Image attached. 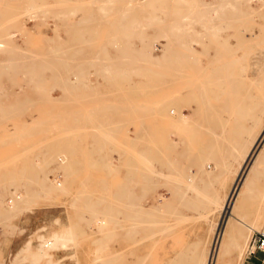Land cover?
I'll return each instance as SVG.
<instances>
[{"label": "rangeland", "instance_id": "1", "mask_svg": "<svg viewBox=\"0 0 264 264\" xmlns=\"http://www.w3.org/2000/svg\"><path fill=\"white\" fill-rule=\"evenodd\" d=\"M41 5L49 8L50 12L60 11L64 6L67 10L78 11L76 15L63 16L60 19L69 21L71 24H79L82 29L84 28L70 34L74 37L72 42L71 39L64 40L67 45L73 44L72 50L79 52L76 56L77 62L60 66L61 70L56 67L58 72L46 69L45 65L39 63L51 50L55 49V43L51 41V38L54 37L56 28L55 19L52 16H47L48 25L43 22L36 24L34 19L29 18L33 8ZM102 5H111V10L106 17L99 16L98 9ZM184 14L185 7L175 3V0H0V38L2 35L13 33L16 43V48L13 50L14 58L19 57L20 62L15 65L14 72L8 70L5 76H3L4 73H0V91L7 93L5 96L0 95V109L3 108L0 111V264H108L111 256H115L118 264H142L143 262L144 264H168L169 259L171 264H190L192 261H195V264H201L203 262L207 250L210 249L207 247L210 226L217 217V209L211 213L212 215H206L199 214L188 205L183 206V209L182 206L179 207L176 192L181 184L179 180L172 178H178L179 174L195 172L193 167V156L197 148L194 144L195 137L198 136L197 139L202 141L213 139V136L204 129L205 126L207 127V122H203L204 130L201 129L202 131L198 134L184 133L190 144L186 151L174 150L177 154H173L175 160L172 156H167L173 150L168 151L169 154L165 153L166 158H162L157 166L165 172H170L171 181L166 185L163 181L159 184L155 181L148 193V198L153 196V205L159 208L160 204L158 214L163 210V213L166 212L167 208L164 206L170 202L176 206L179 215L180 212L183 213L184 220L175 226V228L180 227L174 228L172 235L170 237L167 235V238L160 232L159 227H156L157 230L152 229L148 236L150 240L147 241L151 245L144 244L146 242L144 241L141 246L144 250L137 249V251L136 248L130 249L126 241H123L124 232L120 228L123 226L121 204L124 202L121 191L124 177L122 151L130 147L127 146L130 141L137 145L136 138L140 133L139 130L141 131L140 125L144 122L148 123V119L153 118L148 111L154 101L151 99H154L156 84L154 87L153 83H156L154 78L158 67L153 68V58L148 57L161 56L162 50L166 49L171 26ZM120 18H126L124 30H119ZM81 21L84 23L80 24ZM18 23L27 25L28 35L20 31L16 32ZM41 23L44 25L42 26ZM59 25L62 27L59 28V32L64 35V27L61 23L57 24ZM126 34L130 35V38L124 37ZM113 37L117 39L115 44L111 40ZM144 45L148 46L143 48ZM6 48L2 54L3 57L0 56V60H4L5 63L8 60ZM62 50L64 49L60 48L59 52ZM112 62L115 65L111 66ZM116 67L130 69L128 75L131 82L127 83L123 75L121 78L119 76V79L115 78L114 82L110 79L111 72L100 73L101 69ZM38 68H45V73ZM63 68L78 69L77 74L67 73L70 78H75V83L63 84V79L61 82H56L53 77L57 74H61V77L67 75ZM32 70L35 72L32 73ZM86 72L89 74L90 82H78V77L85 75ZM32 74L38 75L35 82H33L35 78ZM41 75L44 78H41ZM152 76H154L153 79ZM30 77L33 79L31 80ZM39 78L41 82L37 81ZM151 81L154 82L151 83ZM147 82L151 85H147ZM145 83L146 86H144ZM242 85L239 88L242 89L245 84ZM233 87V91L236 90L235 93L238 90L239 93H244L234 85ZM143 93L145 95H142ZM215 95L217 100L220 98L218 103ZM210 96H214L211 100L216 106L222 104L223 95L220 92ZM146 101L149 105L142 104ZM189 105L193 109L197 108L195 102H190ZM222 113L217 115L226 116L224 112ZM215 123L218 124V120H215L214 126L220 138L222 134ZM136 129L138 133L135 132ZM125 131L129 134L128 136ZM200 133L203 135L201 136ZM227 137L229 134H224L221 136V141L223 138L228 139ZM231 139H238V135L234 134ZM263 139L264 135L246 165L239 171L240 174H237L238 177L235 176L232 181L227 180L226 183L221 175L223 169L219 167L216 174L221 175L220 179L204 184L208 193L217 192L221 197L228 194L227 198L231 194L230 206L237 190L241 191L243 188V179L254 157L263 151L261 150L264 148ZM170 159L171 162H169ZM176 161L180 163L177 162L179 164L176 165ZM257 175L255 191L251 192L248 199L239 206V216L242 220L236 226L239 230L243 229V222L247 223L251 219L262 217L263 223L260 225V230L252 232L245 230L243 242H241L243 234L241 237L234 235V239L241 246L240 258L241 255L244 257L247 254L246 250L252 233L264 234V163L258 167ZM52 181L61 184L58 191L49 189ZM176 181L178 183H175ZM156 186L162 187L160 189ZM259 188L262 190L260 193L257 191ZM219 191L222 193L220 194ZM16 194L20 196L17 197ZM168 198L170 199L166 200ZM11 201L16 202L17 205L10 206ZM200 211L205 212L203 209ZM228 211L226 209L223 215L222 225L229 216ZM221 215V213L218 215V223ZM99 217L105 218L104 220L113 219L109 223L113 228L111 225L95 228L92 221ZM192 219L198 221L194 223ZM169 220L172 222L176 219L172 217ZM185 220L189 222L186 223ZM199 229L201 232L198 231ZM53 234H57V241L55 240L48 247L44 246L50 236H55ZM67 236L71 239H67ZM60 238L65 245H62ZM56 242L59 244L57 245ZM14 246H21L23 250L29 248L33 252H29V255L24 253L15 255L12 254ZM140 251H144L148 256Z\"/></svg>", "mask_w": 264, "mask_h": 264}, {"label": "bare ground", "instance_id": "2", "mask_svg": "<svg viewBox=\"0 0 264 264\" xmlns=\"http://www.w3.org/2000/svg\"><path fill=\"white\" fill-rule=\"evenodd\" d=\"M175 3L185 7V14L171 26V34L169 35L168 33L169 38L167 46L166 49L162 50L161 56L153 57L150 55L148 57L153 58V68H155L154 66L159 68V70L157 68L156 77L154 78L156 83L151 81L154 87L156 84L154 99H151L154 100L153 105L151 103L152 106L150 105L151 107L148 111V113L153 115V118L148 119V123L144 122L140 125V133L137 132L138 127H135L137 128L135 132L138 133V137L136 138L137 145L131 141L130 145L127 142L129 141L128 139L126 142L128 143L127 146L130 147L124 148L122 151L124 177L121 191L123 193L124 202L121 204L123 226H120V228H122L124 232L123 241H126L125 243L130 249L136 248V251L137 249H143L141 246L144 241H146L144 244L149 243L147 242L150 240L148 236H150L152 229L155 228V230H157L156 227L161 229L160 232L163 236L165 235V238H167V235L168 237L172 235L175 226L178 225L181 220H184L185 216L182 215L183 213L181 212L179 215L176 206L171 202L165 204L164 207L167 208L166 212L163 213L164 210L162 209L163 211L161 213L163 214H158L160 204L158 205V208L153 205V196L148 198V193L152 189L151 187L155 184V181L158 184L160 181H163L165 182V185L166 183L169 184L171 181L170 172L163 171L157 166V163L165 157V153L167 154L168 151L173 150L174 152V150H176V152H180L179 150L186 151V149H188L187 147H189L190 141L185 138L186 135L184 133L188 135L198 134L206 129L207 132L213 136V139L202 141V139H197L198 136L195 135L196 143L194 144L197 146V148H195L196 146L194 147L196 152L193 156V167L195 168V172L186 175L179 174L178 178L172 179L179 180L178 182L181 184L179 185V189L175 188L178 190L176 192L178 202H176L179 207L182 206L181 208L183 209V206L185 207L188 205L189 208L191 207L199 214L203 213L206 215L214 213V210L217 209V217L212 221V225L210 226V236L207 245L210 249L207 250L206 255L204 254L205 259L201 264H224V259L229 246L225 243V236H231L230 244L234 246L238 244V241L234 239V235L241 237L245 230H248V232L260 230V225L263 223L262 217L259 219L257 218L258 220L251 219L247 223L243 222V229L239 230L236 226V224L242 220V217L239 216V206L248 199L251 192L255 191V180L258 176L257 169L264 163V148L261 149L263 150L262 152H259L254 157V160L252 161L253 163H250L251 165L243 179V188L241 191L240 189H236L237 192L235 193L230 206L229 202L232 195L229 193L230 195L227 198L228 194L224 193L225 188L223 189L224 192L221 190L225 194L221 197L217 192L209 194L207 187L204 184L219 180L221 175H223L226 183L227 180L232 181L237 174H240L239 171L242 170L244 165H246L247 160H249L253 150L264 135V0H175ZM110 6L111 5H102L98 9L99 11L97 10L99 16L106 17L111 10ZM36 7L30 12L29 18L34 19L36 24L43 22L48 25V22L46 21L47 16H52L55 19L54 23L56 25L54 37H50L51 41L55 43V49L53 51L51 50L45 58H42V60L40 59V65H45L46 69H53L58 72L59 70H57L56 67H59L60 69V66L63 67L76 63V56L79 52L72 50L74 47L73 44L70 43L72 45H67L64 40L71 39L72 42L74 37L70 34L77 32V30H83L84 28L82 29V26L79 24H71L69 21L67 22L60 18L63 16L76 15L78 11L67 10L65 6L62 10L56 12H50V9L46 8L45 5L38 6V10ZM95 16L96 15L94 14V17ZM125 19L126 18H120V20H118V23L121 24L119 30L125 29V23H127ZM43 23H41L42 26L44 25ZM60 23L64 27V35L59 32V28L62 27H60V25L57 26V24ZM82 23H84V21H81L80 24ZM16 26V32L20 31L23 34L28 35L26 24L18 23ZM12 34L13 33H8L5 36L2 35L0 38V56H2L6 47L8 50H6L8 55L6 63L2 59L0 60V73H4L3 76L7 75V72H9L8 70L14 72L15 65L20 63L18 59L19 57L14 58L13 50L16 48V43ZM27 35H25V37ZM124 37L130 38V35L127 36L126 34ZM111 40L113 44L117 41L114 37ZM147 46L148 45H144L143 48ZM60 48H63L64 50L59 52ZM22 64H26V62H22ZM113 65L115 64L112 62L111 66ZM35 70H32L31 72L33 73ZM38 70H43L44 72L45 68H38ZM62 70L66 74L73 72L76 74L78 73V69L63 68ZM100 71V73L111 72L110 79L114 82L115 78L119 79V76L121 78L122 75L127 83L131 82L128 75L130 69H120L116 67L109 69L105 68ZM69 74L65 77H61V74H57L56 77L53 78H55L56 82H61L63 79V84L75 83V78H70L68 76ZM27 76H31V74ZM32 76H34L35 79L33 82H35L38 75L32 74ZM153 77L154 76H152V79ZM41 78L44 77L42 76ZM30 79L32 80L33 77H30ZM37 81H40V78ZM77 81L80 83H85L86 81L90 82L89 74L86 72L85 75L81 77L79 76ZM242 84H245L243 87L245 90L239 88ZM147 85L150 86L151 84L147 82ZM233 85L236 88L241 89L244 93H239V90L235 93L236 90L233 91ZM144 86H146V83ZM216 92H220L223 95V101L220 106H216L211 100L214 96L210 95ZM6 94V91H0V95L5 96ZM145 94L143 93L142 95ZM219 99L220 98H218V100ZM218 100L216 99L217 103ZM190 102H195L197 108L193 109V107L190 106L191 104L189 105ZM142 104H148V102L146 101V103ZM145 108L147 109L148 107L145 105ZM1 109L3 110V108ZM138 110L137 112H139ZM222 112H224V115L226 116H222ZM218 113H222L221 116L217 115ZM144 114L147 115V113ZM214 119L218 120V124H216L217 121L215 124L217 125L220 134H222L221 136L229 134V137H227L228 139L223 138L221 141V136L219 138L216 133ZM203 122H207V127L205 126L204 129H202ZM137 133L135 134L137 135ZM126 134L127 136L129 135L127 132ZM200 134L201 136L203 135L202 133ZM234 134L238 135V139H231ZM54 143L56 144V142ZM173 152L171 151L172 155L170 153V155L167 156L173 157L174 155H177L176 152ZM191 152L190 154H192ZM177 157H179V155ZM64 161H66V159ZM171 161L172 160L170 159L169 162ZM179 161L181 162V159ZM179 161H176V163ZM211 164L213 165L212 169ZM162 167L164 168V166ZM167 167L170 170L169 166ZM219 167H222L223 171L222 174L218 176L216 172ZM178 182L176 181L175 183ZM49 186L50 190L53 188L54 191H58L61 184L52 181V185ZM156 187L161 189L162 186ZM221 187L223 188V186ZM216 188H218V186ZM209 189L210 188H208V190ZM257 191L260 193L262 190L259 188ZM222 192H220V194ZM16 195L17 197L20 196L19 194ZM169 199L170 198L166 200ZM12 202L13 201L10 202V206L14 207L16 202ZM201 209L205 212L200 211ZM226 209L229 210V216L226 217L222 225V218ZM220 213L222 215L218 223V215ZM172 217H175L176 220L171 222L169 219ZM115 218L117 219V217ZM104 219L105 218L102 219L100 217L95 218L92 221L95 228H105L107 225H111L109 223L113 221V219ZM193 220L194 219H192V221ZM196 221L194 220L193 222L195 223ZM188 222L186 221V223ZM115 223L118 225L117 222ZM223 230L226 231L223 232ZM110 231L112 230L110 229ZM198 231H200V229ZM56 235L52 237L50 236L46 243H44V246L48 247L51 245L58 238ZM177 236L176 238H178ZM68 238L69 237L67 236V239ZM69 239H71V237ZM162 241H164V239ZM56 243L57 245L59 244V242ZM68 243H66V245ZM62 245H65V243L63 244V241ZM148 245L150 246L151 244ZM240 247L241 246L237 249L239 252ZM140 252L144 253V251ZM144 255L147 254L144 253ZM242 260L243 256L241 255L240 264L242 263ZM108 264H118V260L115 256H111L110 260H108ZM142 264H144V262ZM168 264H171L170 259L168 260ZM190 264H195V261H192Z\"/></svg>", "mask_w": 264, "mask_h": 264}, {"label": "crops", "instance_id": "3", "mask_svg": "<svg viewBox=\"0 0 264 264\" xmlns=\"http://www.w3.org/2000/svg\"><path fill=\"white\" fill-rule=\"evenodd\" d=\"M224 231H226V230H223V232ZM230 238H231V236H229V235L225 236V243L227 246L228 245L229 246H228L227 257L225 256V259H224V264H226V263H228V264H240V252L235 251L239 248L240 245L236 244L233 246L232 244H230L231 243ZM243 240H244V234L241 238V242H243ZM21 249H22L21 246H14L12 248V254L19 255L21 253H24L26 255H29V252H33L29 248H27L26 250H23L24 248L22 250ZM263 256H264V254L260 251L256 252L254 255L245 254L241 264H263Z\"/></svg>", "mask_w": 264, "mask_h": 264}, {"label": "built area", "instance_id": "4", "mask_svg": "<svg viewBox=\"0 0 264 264\" xmlns=\"http://www.w3.org/2000/svg\"><path fill=\"white\" fill-rule=\"evenodd\" d=\"M258 251L264 254V234L262 232H253L250 236L246 253L247 255H254Z\"/></svg>", "mask_w": 264, "mask_h": 264}]
</instances>
